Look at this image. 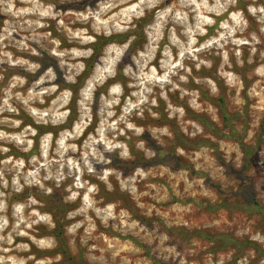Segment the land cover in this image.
Here are the masks:
<instances>
[{"label":"clouds","instance_id":"9594fccd","mask_svg":"<svg viewBox=\"0 0 264 264\" xmlns=\"http://www.w3.org/2000/svg\"><path fill=\"white\" fill-rule=\"evenodd\" d=\"M0 264H264V0H0Z\"/></svg>","mask_w":264,"mask_h":264}]
</instances>
